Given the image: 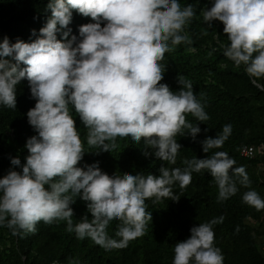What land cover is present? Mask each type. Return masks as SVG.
<instances>
[{
    "label": "clouds",
    "instance_id": "1",
    "mask_svg": "<svg viewBox=\"0 0 264 264\" xmlns=\"http://www.w3.org/2000/svg\"><path fill=\"white\" fill-rule=\"evenodd\" d=\"M47 8L51 15L35 40L0 41V105L16 107V86L26 78L36 100L26 115L37 133L26 141L25 163L11 157V165L22 170L10 168L0 177V225L6 222L14 234H22L35 232L39 221L62 220L77 238L88 237L105 249L121 248L141 236L152 219L145 201L170 196L174 183L183 188L192 172L206 169L220 200L237 192L233 177L248 183L243 166L233 167L235 161L224 151L184 160L183 169L161 165L159 175H109L98 161L78 166L85 151L70 105L88 129L87 144L103 151L115 148L117 137L143 138L156 158L175 164L181 148L177 133L187 129L195 139L201 131L185 118L191 113L198 121L208 119L192 83L179 76L178 91L160 83L164 53L171 45L190 43L182 33L194 11L179 0H49ZM73 10L92 20L79 26L78 36H70L68 27ZM202 16L209 24L223 23L229 41L225 57L243 65L250 77H264V0H212ZM230 131V124L223 125L215 137L201 142L202 150L219 148ZM78 195L92 218L74 224L70 205ZM242 200L264 209V198L255 190L244 192ZM113 220L120 222L118 240L107 235ZM216 222L192 226L190 235L175 244L172 264H223L213 243Z\"/></svg>",
    "mask_w": 264,
    "mask_h": 264
},
{
    "label": "trees",
    "instance_id": "2",
    "mask_svg": "<svg viewBox=\"0 0 264 264\" xmlns=\"http://www.w3.org/2000/svg\"><path fill=\"white\" fill-rule=\"evenodd\" d=\"M48 3L49 0H0V41L5 37L12 43L35 40L51 15ZM179 3L182 7L193 6L194 15L182 33L189 37L190 43L171 45L164 53L159 62L163 72L160 83H166L172 91L181 88L179 76L192 83L208 119L198 121L191 113H186L185 118L198 124L201 131L195 139L187 134V129L177 133L175 139L181 148L175 164L156 158L143 138L133 142L130 137H117L116 147L103 151L99 146L87 144L88 129L70 105L85 151L78 166L98 161L99 168L109 175L138 172L159 175L161 165L183 169L184 160L224 151L235 161L233 167L243 166L248 183L241 184L238 176L233 177L237 192L220 200L218 186L210 173L206 169L192 172L190 182L183 188L174 183L170 196L155 202V198L145 201L146 213H151L152 219L146 221L141 236L121 248L105 249L88 237L77 238L74 231L66 230L67 223L62 220L39 221L35 232L22 234H14L5 222L0 225V264H172L175 244L190 235L192 226L214 219L217 222L212 225L213 243L221 250L223 264H264V209L258 210L242 200L248 190H255L264 198V171L259 169L261 159L239 155L243 145L264 142V77H250L243 65L236 66L223 55L229 43L223 23L213 20L209 24L202 16V9L211 7L212 0H179ZM89 22H92L90 17L73 10L68 26L72 30L70 36H78L79 26ZM57 37L61 38V34ZM19 66L25 67L22 62ZM35 103L28 81L23 78L16 86V107L0 105V177L10 168L22 170L11 165V157L18 156L21 164L26 162L29 154L26 141L37 135L26 114ZM225 124L231 125L228 138L219 148L205 153L201 142L206 137H215ZM73 200L70 205L73 223L85 216L91 219L87 202L79 195L73 196ZM252 221L260 223L255 225ZM119 223L117 220L109 223L106 229L109 237L120 239L115 236Z\"/></svg>",
    "mask_w": 264,
    "mask_h": 264
},
{
    "label": "built area",
    "instance_id": "3",
    "mask_svg": "<svg viewBox=\"0 0 264 264\" xmlns=\"http://www.w3.org/2000/svg\"><path fill=\"white\" fill-rule=\"evenodd\" d=\"M239 155L242 158L251 160L261 159L259 169L264 171V142H260L256 145H243L239 150ZM262 220L264 221V216L262 217ZM252 223L257 225L260 222L258 223L257 221H252Z\"/></svg>",
    "mask_w": 264,
    "mask_h": 264
},
{
    "label": "rangeland",
    "instance_id": "4",
    "mask_svg": "<svg viewBox=\"0 0 264 264\" xmlns=\"http://www.w3.org/2000/svg\"><path fill=\"white\" fill-rule=\"evenodd\" d=\"M263 247H264V244H263Z\"/></svg>",
    "mask_w": 264,
    "mask_h": 264
}]
</instances>
